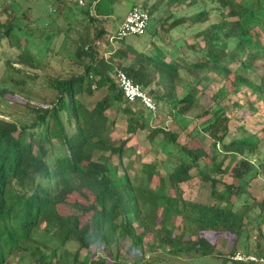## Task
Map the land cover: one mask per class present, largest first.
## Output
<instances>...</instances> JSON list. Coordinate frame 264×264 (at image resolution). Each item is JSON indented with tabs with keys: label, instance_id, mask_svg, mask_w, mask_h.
I'll use <instances>...</instances> for the list:
<instances>
[{
	"label": "trees",
	"instance_id": "16d2710c",
	"mask_svg": "<svg viewBox=\"0 0 264 264\" xmlns=\"http://www.w3.org/2000/svg\"><path fill=\"white\" fill-rule=\"evenodd\" d=\"M68 1H52L55 17L66 7L72 9L67 6ZM163 1L147 5L145 0L143 9L152 17ZM199 1L212 7L195 13V21L209 24L196 30L191 41L187 36L171 35L173 29L186 25L188 18L172 19L169 15L153 33L162 41L156 47L163 50V55L152 51L150 56L122 45L105 57L108 40L103 42V38L110 33L105 25L113 13L114 0L110 8L94 14L89 10V2L81 8L80 15L87 19L88 26L76 40L72 63L78 71L65 77L47 76V88L54 96L46 104L18 103L28 115L27 123L14 121L0 111V264L10 260L15 264H163L162 255L212 258L218 264H257L220 254L219 246L203 236L206 233L228 234L235 245L242 246L241 254L264 259L260 228L264 222V201L252 206L259 209L255 218H250L247 204L237 210L232 204L248 194L250 183L264 171V165L256 166L245 157L246 153L257 151V139L227 140L229 117L218 104L206 107L199 103L203 92L198 82L180 99L170 101L181 72L196 77L203 69L223 73L235 92L241 85L252 86L264 101L261 87L242 73L252 67L250 62L260 51L264 53V46L254 41L258 33L264 34V0H170V4ZM10 4L1 10L2 14H12L7 10L12 8ZM14 29V17L3 22L0 18V46L3 43L14 50L4 62L5 67L17 72L38 68L39 63L29 49L13 40ZM230 43L232 51L228 50ZM12 44L16 47L12 48ZM130 52L136 66L131 60L126 64ZM229 53L230 59L245 54L240 60V71L232 73L224 63ZM15 65L19 66L17 70ZM116 70L147 90L156 106L167 108L175 122L178 116L190 111H194V120L208 116L199 124V132H195V127L194 133L189 134L190 139L207 140L208 150L197 152L188 144L179 145L177 155H166V175L160 173L158 164L142 163L130 176L122 160L134 155L131 142L138 130H148L146 137L150 142L161 134L164 146L176 144V137L159 127L148 129L146 110L124 99L114 80ZM35 78L32 75L33 81ZM3 83L4 79L0 81ZM260 85H264V74ZM101 90L105 91L104 96L92 107L82 101L83 96ZM6 93V88L0 90V96ZM116 107L126 117L128 134L117 143L110 137L115 120L108 115ZM134 118L138 124L132 121ZM188 125L184 122L182 130ZM58 148L62 152L56 155ZM113 157L122 167V174L114 178L108 167ZM225 176L236 183L225 182ZM193 179H199L209 189L208 203L183 197V185ZM62 208H67L66 214L60 213ZM260 219L263 221L252 227L256 240L253 250L246 223ZM122 238L129 239L135 251L132 263L112 251V245ZM235 245L233 253H237ZM102 246L111 249L110 262L96 257ZM146 254L152 260L146 259Z\"/></svg>",
	"mask_w": 264,
	"mask_h": 264
},
{
	"label": "rangeland",
	"instance_id": "374dc122",
	"mask_svg": "<svg viewBox=\"0 0 264 264\" xmlns=\"http://www.w3.org/2000/svg\"><path fill=\"white\" fill-rule=\"evenodd\" d=\"M52 1L53 0H14V4H10L11 0H0L1 21L3 22L6 19L11 20L14 17L15 29L13 30V34L15 38L13 37V40L16 39L20 45H25L39 63L38 68H27L21 72L6 68L4 62L10 57L9 55L14 53V50L8 49L3 43L0 46V81L4 79V83L0 84V90L2 88H6L7 90L4 96H0V111L6 113L7 117L20 123H27L29 119L26 111L18 103L27 102L32 106H42L54 96L47 88V76L54 77L59 75L65 77L71 72L78 71L72 64L75 62L74 52L76 49V40L88 26L87 19H83L80 15L81 8L86 7L89 2H92L89 10L94 14L97 10H106L111 7V0H81L82 4L79 3V0H69L68 2L70 3H67V6H71L72 9H67L68 7H66L61 15L55 17L54 11H52ZM144 1L145 0H114L112 4L113 13L106 19L105 28L110 33L108 37L106 36L103 38V42L105 39L108 40V45L104 50V57L117 48L122 47V45L141 51L150 56H152V51H154L153 53L155 55H163V50L159 51L156 47L158 44H161L162 41L159 42V38L154 36L153 33L155 29H158L155 27H158L159 23L169 15L173 17L172 19L183 16L188 18L186 25H180V27H176V29L172 30L171 35L173 38L187 36L191 41V37L196 30L204 28L209 24H198L194 16L195 13L200 10L212 7V4L199 1L195 4L190 3L187 5V2H184L181 5L179 3L172 5V3L170 4V0H164L163 3L158 6L157 11L151 15L152 17H150L147 29L143 35H128L119 41L113 40L112 37L115 35L117 27L123 21L130 8L134 6L144 10V6L142 5ZM156 1L157 0H146L148 3L147 5L154 4ZM9 4L12 5V8L7 10L12 11V14L9 16L7 13L2 14L1 10L6 8ZM95 5L97 8H95ZM164 25L165 24H163V26ZM258 34V38L254 37V41H259L260 44L264 46V34ZM12 45V48L16 47L14 44ZM228 50H233V43H230ZM16 52L18 53L19 51L17 50ZM244 58L245 54H242L238 59L236 57L230 59L229 53L227 58L224 59V63L227 65L230 72L234 73L241 70L240 60ZM127 59L126 64H129V60H131L132 64L136 66L135 56H133L131 52ZM250 63L252 67L242 73H245V77L250 80L252 84L261 87L264 93V85H260V77L264 74V53L260 51L258 56ZM14 68L17 70L19 66L15 65ZM32 75L36 76L34 81ZM179 79L180 80L176 81L174 90L170 95V101L180 99L195 82H198V86L203 92V97H200L198 100L199 103L206 107L218 104L225 109L229 117L227 140H235L241 137L256 138L258 141L257 151L253 154L246 153L245 157L256 166L260 163L264 165V101H262L261 96L257 95L256 90L252 86L241 85L237 92L233 91L229 79L226 78L223 73L215 69L200 70L196 77H190L186 71H183L180 73ZM21 80L26 81L24 84H21L19 83ZM104 94V90L96 91L91 96H83L82 101L90 108L94 103L100 100ZM145 112L149 117L148 129L159 127L171 132L176 137V144L170 143L164 146L163 142H161V134L150 142L146 137V132L148 130H138L132 137L131 142L135 149L134 155L131 158H124L122 160V165L126 168L130 176L135 174L142 163L158 164L160 173L166 175L165 164L168 160L166 155L170 153L174 156L177 155L179 145L188 144L191 148L197 150V152L208 150L206 147L207 140L201 142L199 138L190 139L189 136L190 132H192V134L194 133L193 130L195 127V132H199V124L207 119L208 116L194 120L192 117L194 111H190L188 114L178 116V122H175L167 113V108L163 109L158 104L155 113ZM108 115L110 119L115 120V127L114 130L111 131L110 137L112 141L117 143L128 136L126 133V117L119 111L118 107L109 110ZM132 121L138 124L137 118L132 119ZM184 122H189V125L186 129L182 130L181 126ZM61 152L62 150L58 148L55 154L59 155ZM117 163L116 157H113L110 162H108L109 174L112 178L122 174V167H119ZM263 167L261 168L262 170L264 169ZM260 172V175L250 183L248 194L242 195L239 200H234L232 203L234 210L247 204L250 208V218H255L259 213L258 207L252 206L264 201V171ZM224 179L225 182L236 183L230 176H225ZM154 184H156L155 181ZM154 184H152L151 187H154ZM220 189L222 188L220 187ZM208 195L209 189L201 185L199 179H193L188 184L183 185V197L186 200L197 199V201L202 203H208ZM77 198L81 199L80 196H77ZM59 211L62 214H66L67 208H62ZM262 221L263 220L260 219L259 221L253 220L246 223L250 234V247L253 250L256 240L254 239L255 232L252 230V227H255L256 224H260ZM260 228L263 235L262 243L264 245V222L261 223ZM203 236L208 238L210 242L215 243L217 247L219 246V253H222L224 256L229 255L230 257H235L237 253H241L242 251V246L240 244L235 245L232 236L228 234L206 233ZM150 240V237L147 238L145 243L147 244ZM234 245L237 253H233ZM110 250L102 246L101 249L97 250L95 255L97 258L100 257L110 262ZM112 251L113 253L118 252L120 256L129 263H132L135 259V251L127 238L118 239L116 244L114 243L112 245ZM150 256V254H146V259L152 260L149 258ZM162 256L163 257L160 259L163 264H218L216 261H213L212 258L200 260L187 258L182 255L179 257ZM7 264L15 263L10 260ZM257 264H264V259L258 261Z\"/></svg>",
	"mask_w": 264,
	"mask_h": 264
},
{
	"label": "built area",
	"instance_id": "2783aa9c",
	"mask_svg": "<svg viewBox=\"0 0 264 264\" xmlns=\"http://www.w3.org/2000/svg\"><path fill=\"white\" fill-rule=\"evenodd\" d=\"M79 3L82 4V1L79 0ZM149 19L150 16L145 10L137 7L130 9L124 17L123 21L117 27L115 35L112 37V39L114 37L121 39L128 35H143L147 29ZM114 80L121 90L124 99L128 103H138L146 111L150 113L156 112V104L151 99L148 92L139 84L134 82L131 78H129L123 71L116 70L114 72ZM232 259L243 262L247 260L253 262L262 261V259L258 260L252 255L244 256L241 253H237L235 257H232Z\"/></svg>",
	"mask_w": 264,
	"mask_h": 264
}]
</instances>
